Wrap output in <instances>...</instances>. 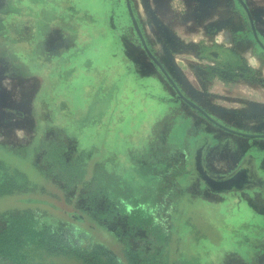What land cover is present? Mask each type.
<instances>
[{
	"label": "rangeland",
	"instance_id": "obj_1",
	"mask_svg": "<svg viewBox=\"0 0 264 264\" xmlns=\"http://www.w3.org/2000/svg\"><path fill=\"white\" fill-rule=\"evenodd\" d=\"M199 158L251 185L211 193ZM20 198L129 264H264V0H0V231Z\"/></svg>",
	"mask_w": 264,
	"mask_h": 264
},
{
	"label": "trees",
	"instance_id": "obj_2",
	"mask_svg": "<svg viewBox=\"0 0 264 264\" xmlns=\"http://www.w3.org/2000/svg\"><path fill=\"white\" fill-rule=\"evenodd\" d=\"M14 205L0 231V264H129L102 238L103 227L82 211L36 198H20ZM39 211L55 223L41 224Z\"/></svg>",
	"mask_w": 264,
	"mask_h": 264
},
{
	"label": "water",
	"instance_id": "obj_3",
	"mask_svg": "<svg viewBox=\"0 0 264 264\" xmlns=\"http://www.w3.org/2000/svg\"><path fill=\"white\" fill-rule=\"evenodd\" d=\"M136 28H137V26H136ZM137 31H138V34H139V37H140L142 43H144V40H143L142 35L140 34L138 28H137ZM159 67H160L161 71L164 73V75L169 79V81H171V79L168 76V74L166 73V71L160 65H159ZM171 83L174 85V83L172 81H171ZM174 87H175V85H174ZM178 94L190 106L194 107L201 114H203L208 120H210L211 122L216 124V122L214 120H212V118L209 117L204 111H202V109H200L194 103H192L191 101H189L188 99L183 97L179 92H178ZM218 126L227 130V131H230V130L224 128L223 126H221L219 124H218ZM231 132L236 133L233 131H231ZM236 134L242 135L240 133H236ZM256 137H260V136H256ZM198 154H201L200 150L198 151ZM196 171H197L200 179L204 183V185L209 189V191L211 193H215V194H226V193H233V192H240V191L248 190V185L251 183V177L249 176V170L247 168H241L236 173H234L228 177H213V176H210L206 172L205 168L202 165L201 159L199 158V159H197V162H196Z\"/></svg>",
	"mask_w": 264,
	"mask_h": 264
},
{
	"label": "flooded vegetation",
	"instance_id": "obj_4",
	"mask_svg": "<svg viewBox=\"0 0 264 264\" xmlns=\"http://www.w3.org/2000/svg\"><path fill=\"white\" fill-rule=\"evenodd\" d=\"M250 185L251 184H249L248 187ZM128 224L131 226H138L141 229H143L144 227L146 228V227L150 226L151 222H148L146 219H143V218L139 220L137 216H135L134 214H131L129 216ZM205 228H206L205 225L202 223V237H203L202 239H204V238L209 239L208 238L209 233L206 232ZM151 231H152V233H154L153 229ZM161 237H162V235H161Z\"/></svg>",
	"mask_w": 264,
	"mask_h": 264
}]
</instances>
